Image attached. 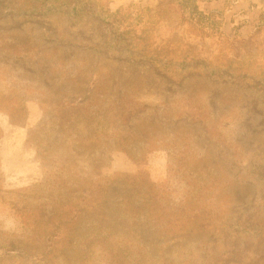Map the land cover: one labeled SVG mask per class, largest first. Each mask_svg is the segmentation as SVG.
Listing matches in <instances>:
<instances>
[{
  "label": "rangeland",
  "instance_id": "374dc122",
  "mask_svg": "<svg viewBox=\"0 0 264 264\" xmlns=\"http://www.w3.org/2000/svg\"><path fill=\"white\" fill-rule=\"evenodd\" d=\"M158 2L93 0L76 15L0 0V264H116L46 240L48 218L107 175L121 178L107 218L80 211L65 229L109 226L139 245L128 264H264V29L243 26L257 12L240 0H201L228 38L173 10L127 33L96 16ZM124 198L142 221L122 216Z\"/></svg>",
  "mask_w": 264,
  "mask_h": 264
},
{
  "label": "trees",
  "instance_id": "16d2710c",
  "mask_svg": "<svg viewBox=\"0 0 264 264\" xmlns=\"http://www.w3.org/2000/svg\"><path fill=\"white\" fill-rule=\"evenodd\" d=\"M92 1L93 0H22L26 10L38 11L41 13L54 9L63 10L67 13L76 15H80L82 12L86 11L87 7L92 5ZM21 7L24 10L25 7H23V5ZM171 10L175 11L177 14L179 23L187 24L195 29L197 34L202 37L217 36L218 38H228L222 28L224 23V13L222 9H205L201 6V0H159L155 8H140L133 4H127L115 11H110L106 5H103L96 16L106 22H113L116 28H120V32L127 33L128 29L131 27L139 31H146L157 21L165 20L166 16H164V14L169 13ZM256 16L253 23L250 21L251 26H253V31L264 29V6L258 10ZM248 21L247 19L243 21V26H245ZM232 27H234V25ZM6 111L11 114L10 109H6ZM120 179V177L112 178L108 175L100 176L98 179L88 184L87 191H85V195L81 199V204H72V206H75L73 212H71L73 207L70 205V207L64 209L67 212L60 211V213H62L61 215L54 214V216L51 215L48 218L50 228L47 229L46 240L49 243L67 241V243L70 244H75V240H82L86 242L83 252L85 259L88 258L98 246L102 249V252L104 251L102 254L106 260L111 261L110 263L128 264L129 261H133V258H131L133 257V245L138 247L139 245L137 243L133 244L134 240L130 239H107L103 236V233L109 226L105 227L102 224H94V228L90 230L88 234H83V239L81 236H78L75 227L65 229L67 224L77 220L76 216L80 211H82L84 215L89 211L94 212L98 217H101L100 222L106 219L107 217H104L101 206L106 201L105 199L107 198L109 188ZM124 180H127V176L124 177ZM123 200L124 202L122 203ZM59 205V210L61 207H66L64 203ZM116 207L118 210L121 209L120 213L124 217L132 216L141 221L144 218V213H142V207L139 202L138 205H134L131 200L124 198L117 203ZM21 218L22 225L26 227L33 226V223L29 219L26 218L23 220V215ZM38 232L40 234L43 233L41 230ZM141 253L142 252L138 254Z\"/></svg>",
  "mask_w": 264,
  "mask_h": 264
},
{
  "label": "crops",
  "instance_id": "0c3cea01",
  "mask_svg": "<svg viewBox=\"0 0 264 264\" xmlns=\"http://www.w3.org/2000/svg\"><path fill=\"white\" fill-rule=\"evenodd\" d=\"M220 1V0H219ZM241 3H247L246 6H247V9H251L252 10V13H255V12H258V10L261 8V4L259 2L261 1H264V0H240ZM252 2H258L257 4L255 3H252ZM220 9V8H218ZM251 22L248 21L247 24L244 26V27H249L251 24Z\"/></svg>",
  "mask_w": 264,
  "mask_h": 264
}]
</instances>
